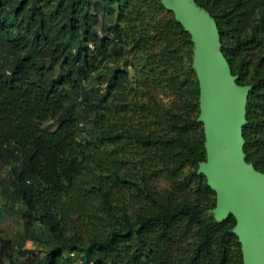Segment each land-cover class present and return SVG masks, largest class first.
<instances>
[{
  "label": "trees",
  "instance_id": "16d2710c",
  "mask_svg": "<svg viewBox=\"0 0 264 264\" xmlns=\"http://www.w3.org/2000/svg\"><path fill=\"white\" fill-rule=\"evenodd\" d=\"M240 85L264 172V0H194ZM196 41L162 0H0V264H243L207 159ZM33 242L37 250L26 246Z\"/></svg>",
  "mask_w": 264,
  "mask_h": 264
},
{
  "label": "water",
  "instance_id": "95a60500",
  "mask_svg": "<svg viewBox=\"0 0 264 264\" xmlns=\"http://www.w3.org/2000/svg\"><path fill=\"white\" fill-rule=\"evenodd\" d=\"M196 41L193 66L200 82V114L207 159L198 172L216 192L219 220L232 214L243 264H264V172L246 159L243 127L251 86L240 85L222 51L217 22L194 0H162Z\"/></svg>",
  "mask_w": 264,
  "mask_h": 264
},
{
  "label": "rangeland",
  "instance_id": "374dc122",
  "mask_svg": "<svg viewBox=\"0 0 264 264\" xmlns=\"http://www.w3.org/2000/svg\"><path fill=\"white\" fill-rule=\"evenodd\" d=\"M8 177L6 168H0V178L5 179ZM5 206L3 198L0 193V236H5L6 234H16L18 230L21 229L22 220L20 218L19 210L22 208L21 204L15 206V208L8 209ZM26 246L30 249L37 250L35 243L29 241Z\"/></svg>",
  "mask_w": 264,
  "mask_h": 264
}]
</instances>
